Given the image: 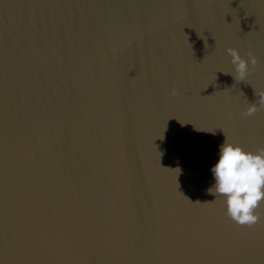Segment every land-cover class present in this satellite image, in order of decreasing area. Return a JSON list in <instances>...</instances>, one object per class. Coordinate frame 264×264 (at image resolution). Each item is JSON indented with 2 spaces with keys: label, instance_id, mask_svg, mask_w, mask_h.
Masks as SVG:
<instances>
[{
  "label": "water",
  "instance_id": "obj_1",
  "mask_svg": "<svg viewBox=\"0 0 264 264\" xmlns=\"http://www.w3.org/2000/svg\"><path fill=\"white\" fill-rule=\"evenodd\" d=\"M229 47L256 58L242 81ZM260 91L264 0H0V203L29 248L0 264H264V199L241 228L208 191L225 140L264 149Z\"/></svg>",
  "mask_w": 264,
  "mask_h": 264
},
{
  "label": "clouds",
  "instance_id": "obj_2",
  "mask_svg": "<svg viewBox=\"0 0 264 264\" xmlns=\"http://www.w3.org/2000/svg\"><path fill=\"white\" fill-rule=\"evenodd\" d=\"M225 52L231 58L234 78L244 80L256 64L255 56L249 52L246 59L232 47ZM256 95L258 99L249 103L242 115L249 116L264 109V91ZM210 171L214 184L208 191L224 198L226 215L238 224L255 223L259 219L256 209L264 199V149L253 153L225 140L219 146L218 159Z\"/></svg>",
  "mask_w": 264,
  "mask_h": 264
},
{
  "label": "snow or ice",
  "instance_id": "obj_3",
  "mask_svg": "<svg viewBox=\"0 0 264 264\" xmlns=\"http://www.w3.org/2000/svg\"><path fill=\"white\" fill-rule=\"evenodd\" d=\"M187 6V5H186ZM41 147H44L41 145ZM3 153L0 150V157ZM8 220V213L3 207V204L0 203V254H3L5 251H12L19 256L27 255L29 248L26 247L25 243L22 242L21 238H18L14 232L6 230L3 221ZM241 228H251L254 227V224H240ZM179 243L183 244L185 247L191 248L192 245H195L197 249L203 253L208 249H212L217 253L231 254L233 251H238L241 248L247 250L252 242L246 239L242 235L235 236H225L223 234L218 235H209L207 233H196L195 236L189 238L186 234L181 231L179 235ZM39 241L43 244L44 248L50 253L55 254L57 248H64V242L57 237L55 241L49 239L43 233L39 234ZM177 243V236L174 233L172 236V247L175 248ZM262 249H264V241H262ZM31 250L35 254L37 247L35 244L31 245ZM157 251V255H159ZM27 264H32V261L26 260ZM197 260L193 259L191 264H197ZM179 264H186L185 261H179Z\"/></svg>",
  "mask_w": 264,
  "mask_h": 264
}]
</instances>
